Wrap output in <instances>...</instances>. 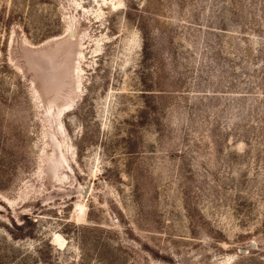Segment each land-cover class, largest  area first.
<instances>
[{"label": "rangeland", "instance_id": "374dc122", "mask_svg": "<svg viewBox=\"0 0 264 264\" xmlns=\"http://www.w3.org/2000/svg\"><path fill=\"white\" fill-rule=\"evenodd\" d=\"M0 264H264V0H0Z\"/></svg>", "mask_w": 264, "mask_h": 264}, {"label": "water", "instance_id": "95a60500", "mask_svg": "<svg viewBox=\"0 0 264 264\" xmlns=\"http://www.w3.org/2000/svg\"><path fill=\"white\" fill-rule=\"evenodd\" d=\"M245 251H242V253H244Z\"/></svg>", "mask_w": 264, "mask_h": 264}]
</instances>
